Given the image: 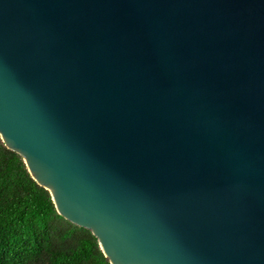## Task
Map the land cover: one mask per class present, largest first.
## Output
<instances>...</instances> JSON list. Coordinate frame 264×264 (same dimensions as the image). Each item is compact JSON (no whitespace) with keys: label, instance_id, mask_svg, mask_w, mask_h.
Returning a JSON list of instances; mask_svg holds the SVG:
<instances>
[{"label":"water","instance_id":"95a60500","mask_svg":"<svg viewBox=\"0 0 264 264\" xmlns=\"http://www.w3.org/2000/svg\"><path fill=\"white\" fill-rule=\"evenodd\" d=\"M0 135L112 264H264V0H0Z\"/></svg>","mask_w":264,"mask_h":264},{"label":"trees","instance_id":"16d2710c","mask_svg":"<svg viewBox=\"0 0 264 264\" xmlns=\"http://www.w3.org/2000/svg\"><path fill=\"white\" fill-rule=\"evenodd\" d=\"M0 264H112L91 229L62 215L0 135Z\"/></svg>","mask_w":264,"mask_h":264}]
</instances>
